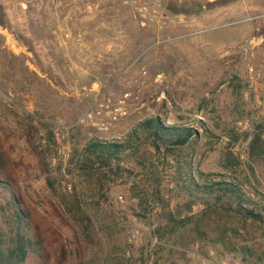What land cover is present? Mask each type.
<instances>
[{
  "label": "rangeland",
  "instance_id": "374dc122",
  "mask_svg": "<svg viewBox=\"0 0 264 264\" xmlns=\"http://www.w3.org/2000/svg\"><path fill=\"white\" fill-rule=\"evenodd\" d=\"M150 1L184 20L0 0V232L30 243L20 264H264V222L224 184L264 210V0ZM152 117L198 135L155 141ZM93 141L123 147L102 164Z\"/></svg>",
  "mask_w": 264,
  "mask_h": 264
},
{
  "label": "trees",
  "instance_id": "16d2710c",
  "mask_svg": "<svg viewBox=\"0 0 264 264\" xmlns=\"http://www.w3.org/2000/svg\"><path fill=\"white\" fill-rule=\"evenodd\" d=\"M140 126L143 129H147L151 132L153 137L156 140L161 142H172L173 145H184L189 142L193 137L198 135V131L193 127L186 126H176V125H164L162 120L157 117H152L144 120ZM159 148V144H155ZM123 145L116 142H99L93 141L86 146V160L88 158L93 159L94 161H100L102 164H108L109 161L121 151ZM191 163V162H190ZM193 182L196 185L195 179L192 178ZM0 183H4L0 179ZM228 186V190L234 193L239 202V208L236 211L237 214L241 215L244 218H249L257 222H264V210L256 211L255 208L244 207V202L247 200L242 196L240 187L236 183H224ZM207 188L213 189L214 184L206 186ZM188 209L192 210V203L188 204ZM244 211V212H242ZM16 217L21 220L22 211L16 210ZM171 221H176L172 215L170 216ZM191 217H187L182 222L191 221ZM27 239L25 236L17 231L16 237L13 238V243H7L4 235L0 232V264H20L27 257V247H29ZM257 262L264 263V248L257 255Z\"/></svg>",
  "mask_w": 264,
  "mask_h": 264
},
{
  "label": "built area",
  "instance_id": "2783aa9c",
  "mask_svg": "<svg viewBox=\"0 0 264 264\" xmlns=\"http://www.w3.org/2000/svg\"><path fill=\"white\" fill-rule=\"evenodd\" d=\"M135 8V12L139 18L140 23L143 26L154 25L158 29L167 28L175 23H180L184 20L181 15H173L168 12L160 3L152 2L150 0H132ZM249 72L252 76V84L256 82V70L254 66H250ZM138 232V230H137ZM134 236L136 234H133ZM142 241V240H140ZM211 256H215V252H210ZM217 263V260H213ZM134 264H140V262L135 258Z\"/></svg>",
  "mask_w": 264,
  "mask_h": 264
}]
</instances>
